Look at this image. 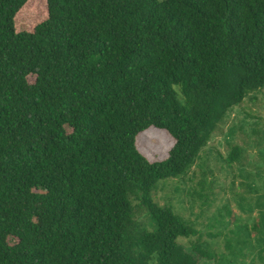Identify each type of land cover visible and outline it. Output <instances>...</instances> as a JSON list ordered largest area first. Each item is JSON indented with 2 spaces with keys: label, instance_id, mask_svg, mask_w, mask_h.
<instances>
[{
  "label": "trees",
  "instance_id": "16d2710c",
  "mask_svg": "<svg viewBox=\"0 0 264 264\" xmlns=\"http://www.w3.org/2000/svg\"><path fill=\"white\" fill-rule=\"evenodd\" d=\"M260 88L264 0H0V264H264L261 176L241 174L257 216L230 258L203 241L232 214L206 215L225 186L208 162L193 220L153 196Z\"/></svg>",
  "mask_w": 264,
  "mask_h": 264
},
{
  "label": "rangeland",
  "instance_id": "374dc122",
  "mask_svg": "<svg viewBox=\"0 0 264 264\" xmlns=\"http://www.w3.org/2000/svg\"><path fill=\"white\" fill-rule=\"evenodd\" d=\"M231 131L234 132L233 137L229 136ZM233 145L242 147L244 155L239 162L233 163L232 174H226L225 171H228L229 166L226 163L221 164L216 157L219 154L223 159L226 158ZM201 157H203V161H197L196 165L185 177V181L181 182V180L176 179L166 182L161 181L158 183L159 188L153 196L159 205L171 203L178 210L182 209L186 218H192L193 220L200 213V209L196 205L192 211L194 215L190 216L191 213L189 214L188 209L190 208L191 200L186 191L189 188L198 189V184L202 179V171L205 170V167H201L200 165L208 162L207 166L214 172L213 176L206 175L208 182L215 177L220 182H223L225 186L223 190L218 186L213 188L216 194V207L210 208L206 215H217V211L226 203H229L232 214L227 216L226 212H223L227 216L225 224L203 230V241L208 242L210 248L219 256L230 258L231 256H229V252L225 246L226 238L232 236L230 230L235 231L236 225H249V222L257 216V212H253L251 218L241 213L237 206V198L244 197L248 202L250 198L255 199L256 195L250 193L245 184L250 183L251 179L255 177L261 176L264 179V88L249 92L248 96L233 108L230 117L215 132L211 142L202 152ZM244 173H249L252 178L245 179L241 175ZM254 180L255 185L262 188V183L258 182L256 178ZM234 194H238V197H234ZM234 217L239 218L237 222H234ZM209 231L214 234L221 232V234L212 238L207 235ZM192 240L195 241L196 237ZM189 242V239L181 240V243L187 246V250L190 249L189 245H187ZM239 263L250 264V257L239 258ZM199 264H213V262L201 258Z\"/></svg>",
  "mask_w": 264,
  "mask_h": 264
}]
</instances>
